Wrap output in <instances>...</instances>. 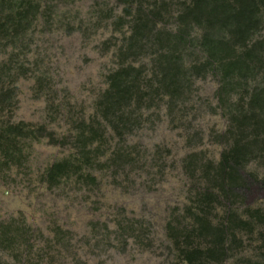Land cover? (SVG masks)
<instances>
[{"label":"rangeland","instance_id":"374dc122","mask_svg":"<svg viewBox=\"0 0 264 264\" xmlns=\"http://www.w3.org/2000/svg\"><path fill=\"white\" fill-rule=\"evenodd\" d=\"M34 1L26 34L0 43V70L14 68L0 82L13 92L1 120L42 126L62 143L26 140L20 163L0 167V264H173L171 230L191 227L198 193L212 186L229 146L228 111L264 84V25L254 37L263 58L235 92L219 93L211 69H193L205 59L197 28L172 48L182 70L168 89L159 59L170 45L160 32L178 30L189 0H143L152 19L145 29L134 22L136 0ZM129 65L142 71L144 97L118 136L97 104L107 77ZM90 124L101 138L87 147L86 164L76 137ZM62 161L80 170L50 183L49 169ZM242 175L248 188L219 194L208 216L234 233L224 238L226 257L213 264L264 262V153Z\"/></svg>","mask_w":264,"mask_h":264},{"label":"trees","instance_id":"16d2710c","mask_svg":"<svg viewBox=\"0 0 264 264\" xmlns=\"http://www.w3.org/2000/svg\"><path fill=\"white\" fill-rule=\"evenodd\" d=\"M136 2L138 8L134 22L139 29H145L152 23V19L143 10V0ZM38 8L34 0H0V43L15 45L29 30ZM178 20L179 27L175 33L160 32L161 37L170 45L169 50L162 53L159 59L163 69L159 82L163 87L176 89L182 63L172 48L191 41L187 39L194 28L201 31L198 41L205 59L200 65H194L193 69H211L219 78V93L235 92L247 82V74L255 70L257 62L263 58L259 55L261 44L258 40L254 41V37L264 25V0H189ZM12 68L4 67L0 70V82ZM141 78V69L131 65L120 67L107 77L108 87L97 107L118 136L130 128L135 120L128 111L132 103L137 104L143 100ZM12 96V90L0 89V167L20 163L23 157L22 146L26 140L50 136L51 142L62 143L51 137L42 126L34 128L23 122L2 121V114L10 106ZM228 123L225 135L229 146L213 167L211 188L198 193L197 212L192 213L194 222L190 228L171 230L170 239L175 251L173 264H213L226 257L224 238L227 234L234 237V233L223 224L213 225L208 216L218 203L219 194L240 188L244 183L242 172L245 167L256 156L264 153V84L255 86L251 92L247 91L238 98L228 111ZM100 138L99 128L92 124L79 131L76 142L86 164L91 161L88 157L90 150L86 152L87 147ZM70 170L76 172L80 167L70 161L55 163L49 169L47 179L55 183ZM244 186L248 188L245 183ZM254 217L260 218L258 214ZM232 224L249 226L248 222L237 218L233 219Z\"/></svg>","mask_w":264,"mask_h":264}]
</instances>
